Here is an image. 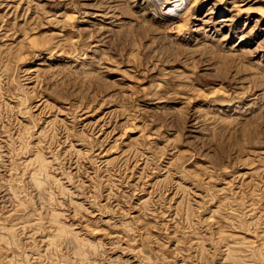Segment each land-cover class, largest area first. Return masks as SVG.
<instances>
[{"label": "rangeland", "instance_id": "obj_1", "mask_svg": "<svg viewBox=\"0 0 264 264\" xmlns=\"http://www.w3.org/2000/svg\"><path fill=\"white\" fill-rule=\"evenodd\" d=\"M164 1L0 0V264H264V0Z\"/></svg>", "mask_w": 264, "mask_h": 264}, {"label": "bare ground", "instance_id": "obj_2", "mask_svg": "<svg viewBox=\"0 0 264 264\" xmlns=\"http://www.w3.org/2000/svg\"><path fill=\"white\" fill-rule=\"evenodd\" d=\"M150 1H152V0H150ZM170 0H166V1H164V3H168ZM178 1V0H177ZM184 1H186V0H184ZM183 1V2H184ZM206 0H190V2H189V0L187 1L188 3L187 4H191V6L190 7H188V8H191L192 6V8L189 10L188 8H186L185 10L184 9H181V10H183L181 13V16H176L174 19H172V17H171V19H169V22L171 21V22H175V21H184V22H188V21H190V19L191 18H193V14L194 13H196V11H197V9L202 5V4H204L203 2H205ZM225 1V0H224ZM223 1V2H224ZM171 2V4L172 5H174L172 2V0L170 1ZM169 2V3H170ZM182 2V3H183ZM182 3H178L177 5L178 6H180ZM152 4V3H151ZM166 5V4H165ZM170 5V4H169ZM167 6V5H166ZM185 6V5H184ZM181 7V6H180ZM182 8H185V7H182ZM176 9V8H175ZM179 9V8H178ZM160 10V9H159ZM176 11H178V10H176ZM170 12V11H169ZM157 15V14H156ZM169 16H171V15H169ZM158 18V17H157ZM164 18V17H163ZM161 21H162V18H161ZM225 21H227V20H225ZM164 24V23H163ZM162 24V25H163ZM174 24V23H173ZM165 26L167 27V24H165Z\"/></svg>", "mask_w": 264, "mask_h": 264}]
</instances>
